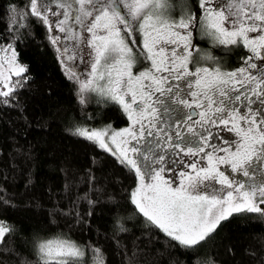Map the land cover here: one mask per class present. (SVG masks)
I'll return each instance as SVG.
<instances>
[{"label": "snow or ice", "instance_id": "obj_1", "mask_svg": "<svg viewBox=\"0 0 264 264\" xmlns=\"http://www.w3.org/2000/svg\"><path fill=\"white\" fill-rule=\"evenodd\" d=\"M196 5L198 12L179 19L167 15L166 0H24L23 5L33 23L65 34L48 37L60 45L61 63L83 62L90 69L89 78L80 80L68 67L69 78L80 81L81 91L115 101L130 121L120 130L77 128L75 134L127 166L138 179L129 193L136 214L190 249L206 243L229 218L253 213L264 219V0H196ZM197 26L220 45L240 41L251 53L244 66L232 71L197 66L213 59L193 44ZM138 61L148 67L134 74ZM27 72L14 45L0 44V97H11ZM6 73L21 79L12 84ZM164 96L179 107L161 111ZM213 184L219 188L209 194ZM88 203L94 207L96 201ZM7 204L0 192V206ZM123 219L128 218L115 217L116 231H128ZM15 231L0 220V257L12 251L6 237ZM89 249L95 264H105L99 247ZM35 251L36 264H83L82 247L66 234L36 242ZM260 260L264 264V256Z\"/></svg>", "mask_w": 264, "mask_h": 264}, {"label": "trees", "instance_id": "obj_2", "mask_svg": "<svg viewBox=\"0 0 264 264\" xmlns=\"http://www.w3.org/2000/svg\"><path fill=\"white\" fill-rule=\"evenodd\" d=\"M166 4L172 19L198 12L196 0ZM23 5L24 0H0V37H6L0 44L11 42L19 63L28 68L27 80H11L21 79L22 86L11 97H0L10 101L0 104V192L9 200L0 206V220L16 229L6 237L12 251L0 259L36 264V242L66 234L83 247V264H95L89 246L102 250L105 264H207L210 259L215 264H261L264 219L258 214L229 218L194 249L136 214L129 193L137 177L97 143L75 134L77 128L123 125V112L106 96L84 102L76 82L62 71L46 26L33 23ZM193 44L201 56L213 58L197 66L233 69L247 55L241 43L222 53L199 26L193 30ZM88 200L96 201L95 206ZM117 215L128 218L121 221L127 232L116 231Z\"/></svg>", "mask_w": 264, "mask_h": 264}, {"label": "rangeland", "instance_id": "obj_3", "mask_svg": "<svg viewBox=\"0 0 264 264\" xmlns=\"http://www.w3.org/2000/svg\"><path fill=\"white\" fill-rule=\"evenodd\" d=\"M51 19H55V18H51ZM50 35H59L61 38H63V36L65 35V34H63V33H59L58 31H56L55 29L53 30V32H48V37L50 36ZM64 43H67L68 45H69V47H71V42H68V41H64ZM237 43H241L240 41H238ZM242 44V43H241ZM243 45V44H242ZM55 46V48H56V51H57V54H58V58H59V62H60V65H61V68H62V71L64 72V74H65V76L66 77H68L69 78V73H68V71L66 70L68 67H72V71L73 72H75V74L78 76V77H80V80H86V79H88L89 78V72H90V69L88 68V67H86L85 66V63H83V62H76L75 64H72L71 62H69V64H64V63H61V60H62V57H61V54H60V51H58L57 49L60 47V45H54ZM234 45H217V49L218 50H220L222 53H224V52H229L231 49H232V47H233ZM245 47V46H244ZM245 49H246V57L247 56H249V55H251V53L249 52V50H248V48H246L245 47ZM135 51V50H134ZM245 57V58H246ZM244 60L245 59H243V61H242V63L239 65V66H237V67H235V68H233V69H228V70H223V69H221L222 71H232V70H235V69H238V68H240V67H242V66H244ZM253 62H255V63H257L258 65H260V61L259 60H254ZM22 65V64H21ZM201 66H205V67H209V66H207V65H201ZM214 67H216V66H214ZM211 68V67H210ZM260 70H264V68H262V69H260ZM252 71H253V73H256L257 72V69H252ZM6 74H8V73H6ZM8 75H11V80H12V78L15 76L14 74H8ZM72 80H74L75 82H76V84L78 85V87H79V89H80V92H81V94H82V96H83V100H84V102L85 103H89V102H91V100H98L99 99V97H101V95H99L97 92H95V91H91V90H86V91H81V87H80V81L79 80H76V79H72ZM101 83V82H100ZM102 84V83H101ZM0 87H2V86H0ZM93 98V99H92ZM173 100H174V98L173 97H171ZM93 100V101H94ZM174 103H175V100H174ZM129 126H130V124H129ZM128 126V127H129ZM92 129H96V130H100V129H102V128H92ZM92 129H89V130H92ZM224 135H228V134H224ZM221 170H224L223 169V166L221 167ZM232 175H236V174H232ZM237 178H239V177H237ZM137 184H138V181H137ZM137 184H136V187H137ZM174 187L176 186L175 184L173 185ZM135 187V188H136ZM219 188V185H215V184H213V185H211V186H209L208 187V189H207V191L209 192V194H212V192L215 190V189H218ZM204 189L202 188L201 189V191H203ZM54 238H56V237H52V238H47V239H43V240H48V239H54ZM42 241V240H41ZM82 247V246H81ZM82 249H83V247H82ZM83 251H84V249H83Z\"/></svg>", "mask_w": 264, "mask_h": 264}, {"label": "flooded vegetation", "instance_id": "obj_4", "mask_svg": "<svg viewBox=\"0 0 264 264\" xmlns=\"http://www.w3.org/2000/svg\"><path fill=\"white\" fill-rule=\"evenodd\" d=\"M148 67L147 64H145L144 62L142 61H138L137 62V65L134 67L133 69V73L136 74L138 71H143V70H146V68ZM101 83L103 84V81H101ZM161 100L164 101V105L161 106V111L164 110V108L168 107V106H172V107H179L178 105H176L174 103V100L170 97V96H164V97H161ZM115 102V101H114ZM120 107V106H119ZM121 111L123 112L122 108L120 107ZM184 111H191V109H184ZM125 118H126V121L123 125H119V126H111L112 129H115V130H120V129H123L125 127H128L129 124H130V121L127 119V116L126 114L123 112ZM175 114H173L174 116ZM167 114H165V119H167ZM193 119H196V117L194 116Z\"/></svg>", "mask_w": 264, "mask_h": 264}]
</instances>
